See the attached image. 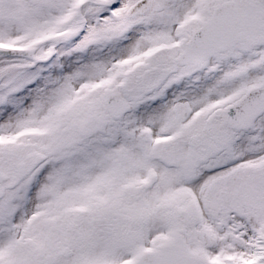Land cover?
Instances as JSON below:
<instances>
[{"label": "snow or ice", "instance_id": "snow-or-ice-1", "mask_svg": "<svg viewBox=\"0 0 264 264\" xmlns=\"http://www.w3.org/2000/svg\"><path fill=\"white\" fill-rule=\"evenodd\" d=\"M0 264H264V0H0Z\"/></svg>", "mask_w": 264, "mask_h": 264}]
</instances>
